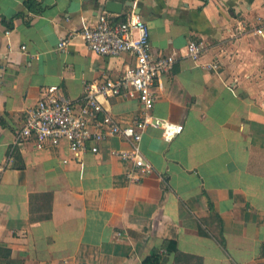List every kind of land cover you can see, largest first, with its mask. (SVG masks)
<instances>
[{"label": "crops", "instance_id": "1", "mask_svg": "<svg viewBox=\"0 0 264 264\" xmlns=\"http://www.w3.org/2000/svg\"><path fill=\"white\" fill-rule=\"evenodd\" d=\"M26 1L0 0V264H264V0H113L122 13L106 10L110 0H36L39 13ZM133 12L155 55L176 54L173 69L150 107L100 98L123 125L147 113L184 126L170 142L146 129L153 171L130 178L139 172L111 154L128 146L119 137L78 155L65 143L17 144L43 87L77 104L133 63L89 50L81 33L102 13ZM191 39L205 46L198 61L185 55Z\"/></svg>", "mask_w": 264, "mask_h": 264}, {"label": "built area", "instance_id": "2", "mask_svg": "<svg viewBox=\"0 0 264 264\" xmlns=\"http://www.w3.org/2000/svg\"><path fill=\"white\" fill-rule=\"evenodd\" d=\"M81 33L89 50L113 56L130 53L133 63L127 65L117 78H106L87 85L84 96L77 104L64 94L60 85L43 87L37 103L28 109L15 142L33 141L38 149L65 143L70 151L78 155L87 149L98 153L102 142L119 137L128 146L112 149L111 154L130 162L135 172H139L138 176L130 172V178L140 179L153 171L152 163L141 148L146 129L149 126L160 128L163 138L170 142L182 133L184 126L147 113L138 114L131 123L123 125L104 106L100 97L137 98L145 107H150L155 99V81L173 69L176 54L153 53L150 27L136 12L125 20L102 13L95 25L84 28ZM257 33L264 35L263 29H258ZM69 39L70 36L63 37L58 48L64 50ZM204 48L202 42L191 39L185 55L198 61ZM204 65L217 69L219 63L207 62Z\"/></svg>", "mask_w": 264, "mask_h": 264}, {"label": "trees", "instance_id": "3", "mask_svg": "<svg viewBox=\"0 0 264 264\" xmlns=\"http://www.w3.org/2000/svg\"><path fill=\"white\" fill-rule=\"evenodd\" d=\"M26 6L29 10H31L34 13H39L40 9H41L40 4L36 0H27ZM5 21H7V20L4 19V22ZM7 26L11 27V24L9 22H7ZM48 217H50V214L48 215ZM167 247H168L169 251L170 250L174 251L178 256L181 254L179 249L177 248L175 241H168ZM143 263L144 264H160V258L158 255H151V256H148L147 258H145ZM198 264H201V263H198Z\"/></svg>", "mask_w": 264, "mask_h": 264}, {"label": "water", "instance_id": "4", "mask_svg": "<svg viewBox=\"0 0 264 264\" xmlns=\"http://www.w3.org/2000/svg\"><path fill=\"white\" fill-rule=\"evenodd\" d=\"M123 7H124L123 3L113 0H110L106 3V10L113 13H122ZM136 13L139 14V12Z\"/></svg>", "mask_w": 264, "mask_h": 264}]
</instances>
